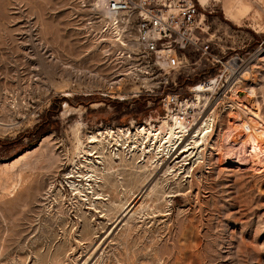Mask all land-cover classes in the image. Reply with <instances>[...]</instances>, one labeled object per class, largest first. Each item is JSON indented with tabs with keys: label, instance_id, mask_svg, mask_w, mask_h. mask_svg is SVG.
Returning a JSON list of instances; mask_svg holds the SVG:
<instances>
[{
	"label": "rangeland",
	"instance_id": "rangeland-1",
	"mask_svg": "<svg viewBox=\"0 0 264 264\" xmlns=\"http://www.w3.org/2000/svg\"><path fill=\"white\" fill-rule=\"evenodd\" d=\"M194 3L209 34L248 57L264 0ZM66 8L0 0V264H264V152L253 129L237 110H213L202 146L181 154L191 134L150 165L153 150L92 143L106 129L158 127L163 95H74L82 84L63 66H78L79 34ZM263 54L247 82L262 134Z\"/></svg>",
	"mask_w": 264,
	"mask_h": 264
},
{
	"label": "built area",
	"instance_id": "built-area-1",
	"mask_svg": "<svg viewBox=\"0 0 264 264\" xmlns=\"http://www.w3.org/2000/svg\"><path fill=\"white\" fill-rule=\"evenodd\" d=\"M64 1L80 45L78 66H63L72 76V87L82 84L72 93L115 99L163 95L160 118L186 129L208 108L224 113L233 86L254 78L250 59L264 51V32L248 57L244 46L221 45V38L209 34L210 26L194 0ZM172 59L183 63L174 68ZM178 79L187 96L177 92ZM131 85L138 89L124 91ZM201 90L208 102L190 106L194 93ZM236 92L241 93L239 87Z\"/></svg>",
	"mask_w": 264,
	"mask_h": 264
},
{
	"label": "bare ground",
	"instance_id": "bare-ground-1",
	"mask_svg": "<svg viewBox=\"0 0 264 264\" xmlns=\"http://www.w3.org/2000/svg\"><path fill=\"white\" fill-rule=\"evenodd\" d=\"M200 17H201V19H203L201 14H200ZM262 53H264V51L257 53L254 56V58L257 56V58L255 60H254V58L250 59V60H252L251 61V76H253L254 72H255V71H253L254 70L253 63L257 62V59L260 58ZM261 58L264 59V54L262 55ZM171 63L173 65L176 64L175 66H173L174 68H177L181 64L180 61L177 60V62H176V60H174V59L171 60ZM253 79L254 78H251L249 80H253ZM247 82L248 81H245L240 85H238V83H236L233 86L232 92L230 95V100H232V101L228 103V106L226 108H227V110L231 109L232 111L233 110L238 111L239 115L242 116V118H244V120L242 119L241 121L237 122L238 125L242 126L243 124L244 125L247 124L253 129L254 137L257 139V141H259V144L261 146V147L259 146L260 150H263V152H264V134H262L260 131H257V129H254L253 125L250 122V120H252V119L256 120V118L258 117L257 109L259 107V102L257 100L256 91H255L256 90L255 87H257V86H255V82H250V83H247ZM134 86H136V85H134ZM238 87H240V92H241L239 94L236 92ZM136 88L138 89V86H136ZM124 91H126L125 88H124ZM124 94L128 95L127 93H124ZM232 96H235V97L233 98ZM236 98H238V99H236ZM208 100H209V96L206 95L201 90V91L194 93L192 101H190V106L201 107L202 105L206 104L208 102ZM249 104H252L253 109L248 107ZM228 107L230 109H228ZM213 110H214V108H208L206 110L205 115L201 116L198 119V121L194 124V126H193L194 128L192 127V130H191V128L186 129L181 124L171 125V123H169L166 119L160 118V120H159L160 125L158 127L152 126L150 123L149 124L147 123L148 125L136 126L134 128V132H131L130 129L127 127L126 128H117L116 130L106 129L103 132H98L97 134L90 136L89 139L92 143L98 142V141H100V139H105L108 141V143H111V145H113L115 147L125 146L126 144L127 145L133 144L132 146H130V148L131 147L135 148L136 146H137V148L138 147L142 148V149H140L141 155H143L145 153L144 149H146V150L149 149V151L153 150L154 151L153 155L149 158H146L147 163L149 162V165H150L151 163H153V158L156 159L157 157H160L163 161L164 157L169 156V153L171 152L172 149L177 147L179 144H182V142L185 140V138H188L191 134H192V137H190V142L186 145V148L182 150L181 154L182 153L187 154L191 150V148L194 146H202V144L205 142L208 134L212 130L213 116L211 113L213 112ZM247 115H249V117ZM171 118L173 119V117H171ZM242 127H244V126H242ZM244 129H245V127H244ZM188 130L189 131L191 130V131L189 132ZM243 136H245V135H243ZM127 145H126V147H127ZM24 154H26V153L21 154L20 156H18L14 160H12L11 163L16 161L17 159L21 158ZM93 154H97V152H94ZM82 157H84V156H82ZM258 159L256 158L255 160L257 161ZM23 182H25V181H23ZM23 182H21V183H23ZM96 195H97L96 196L97 198H99V199L101 198L100 194H96ZM10 197L13 198L14 193L10 192Z\"/></svg>",
	"mask_w": 264,
	"mask_h": 264
},
{
	"label": "crops",
	"instance_id": "crops-1",
	"mask_svg": "<svg viewBox=\"0 0 264 264\" xmlns=\"http://www.w3.org/2000/svg\"><path fill=\"white\" fill-rule=\"evenodd\" d=\"M198 2H200V6H202V5H204L205 4V0H198ZM230 7H228V12H227V14L226 15H229V16H231V14L229 13V11H230ZM246 10V6L245 5H243L242 7H240V15H242V13L244 12ZM233 19L232 17H229V19Z\"/></svg>",
	"mask_w": 264,
	"mask_h": 264
}]
</instances>
